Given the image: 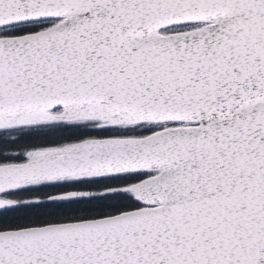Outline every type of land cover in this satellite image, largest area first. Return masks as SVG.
Instances as JSON below:
<instances>
[{
  "label": "snow or ice",
  "instance_id": "obj_1",
  "mask_svg": "<svg viewBox=\"0 0 264 264\" xmlns=\"http://www.w3.org/2000/svg\"><path fill=\"white\" fill-rule=\"evenodd\" d=\"M0 264H264V0H0Z\"/></svg>",
  "mask_w": 264,
  "mask_h": 264
}]
</instances>
